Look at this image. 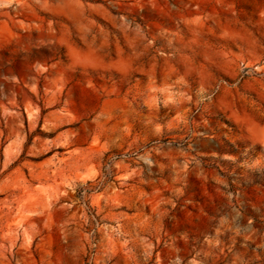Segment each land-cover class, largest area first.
Instances as JSON below:
<instances>
[{"label":"rangeland","instance_id":"rangeland-1","mask_svg":"<svg viewBox=\"0 0 264 264\" xmlns=\"http://www.w3.org/2000/svg\"><path fill=\"white\" fill-rule=\"evenodd\" d=\"M0 264H264V0H0Z\"/></svg>","mask_w":264,"mask_h":264},{"label":"trees","instance_id":"trees-1","mask_svg":"<svg viewBox=\"0 0 264 264\" xmlns=\"http://www.w3.org/2000/svg\"><path fill=\"white\" fill-rule=\"evenodd\" d=\"M108 154L105 156V158H107ZM118 158V157H116ZM114 159L112 158H107L105 159V163L103 166V176H104V182L107 181H112L113 177L115 176L113 174V170H112V162ZM90 186V182H87L86 187L83 188H79L77 190V194L76 197L80 200V203L83 204L86 207V211H87V215H88V226L86 227L87 232H91L92 233V237L96 236V227L97 225L100 224L99 221V216L96 215L95 210H93L89 204H88V200H85V196H87V194H89L92 189L89 188Z\"/></svg>","mask_w":264,"mask_h":264}]
</instances>
